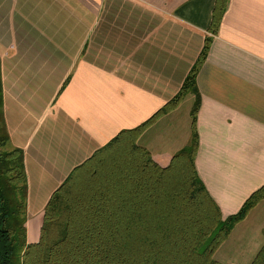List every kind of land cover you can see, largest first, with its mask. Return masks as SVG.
<instances>
[{
	"label": "crops",
	"instance_id": "1",
	"mask_svg": "<svg viewBox=\"0 0 264 264\" xmlns=\"http://www.w3.org/2000/svg\"><path fill=\"white\" fill-rule=\"evenodd\" d=\"M213 5L0 0L7 148L23 151L28 243L38 240L44 207L72 168L170 100L205 37L211 42L196 78L198 175L222 218L264 185V0H228L215 34ZM186 100L191 105L180 114ZM193 100L186 95L138 137L159 165L188 143ZM263 241L264 198L215 253L225 263L250 264Z\"/></svg>",
	"mask_w": 264,
	"mask_h": 264
},
{
	"label": "trees",
	"instance_id": "2",
	"mask_svg": "<svg viewBox=\"0 0 264 264\" xmlns=\"http://www.w3.org/2000/svg\"><path fill=\"white\" fill-rule=\"evenodd\" d=\"M227 3L214 0L209 25L213 34ZM210 42L205 37L179 90L152 117L121 130L72 168L51 193L39 238L32 243L26 240L23 151L7 148L0 72V264H233L212 256L234 225L264 198V185L238 211L222 218L198 175L196 78ZM188 94L194 95L190 139L161 166L138 137ZM250 264H264V241Z\"/></svg>",
	"mask_w": 264,
	"mask_h": 264
},
{
	"label": "rangeland",
	"instance_id": "3",
	"mask_svg": "<svg viewBox=\"0 0 264 264\" xmlns=\"http://www.w3.org/2000/svg\"><path fill=\"white\" fill-rule=\"evenodd\" d=\"M191 95H192V94H191ZM193 97H194V95H193ZM190 105H191V102H189V100H186L185 102H183V105H182V107L180 108V114L184 113L185 110L188 109ZM180 114H179V115H180ZM190 136H191V135H190ZM261 243H262V242H261ZM212 257H213L215 260H221L222 263H225V262H224L225 260H229V259H227L228 257L221 256L220 254L215 253V252H214V254H213ZM229 258H231V257H229ZM231 259H233V258H231ZM221 261H219V262H221Z\"/></svg>",
	"mask_w": 264,
	"mask_h": 264
}]
</instances>
